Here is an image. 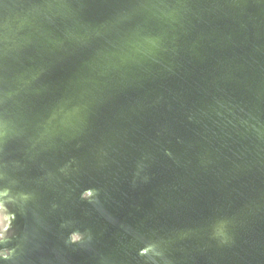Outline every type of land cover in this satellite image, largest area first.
Wrapping results in <instances>:
<instances>
[{
    "label": "clouds",
    "instance_id": "obj_1",
    "mask_svg": "<svg viewBox=\"0 0 264 264\" xmlns=\"http://www.w3.org/2000/svg\"><path fill=\"white\" fill-rule=\"evenodd\" d=\"M12 225H9V228H4L3 223L0 222V242L5 241L6 236L5 233L8 232V236H7V240L9 241L12 237L11 232L9 231V229H11ZM73 241L75 242V237H73ZM8 252L7 251H0V257H7Z\"/></svg>",
    "mask_w": 264,
    "mask_h": 264
}]
</instances>
